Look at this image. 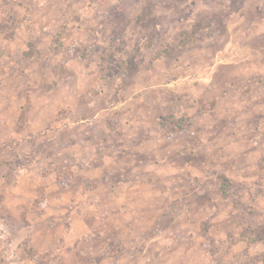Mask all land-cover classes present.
I'll list each match as a JSON object with an SVG mask.
<instances>
[{
	"label": "rangeland",
	"instance_id": "rangeland-1",
	"mask_svg": "<svg viewBox=\"0 0 264 264\" xmlns=\"http://www.w3.org/2000/svg\"><path fill=\"white\" fill-rule=\"evenodd\" d=\"M0 264H264V0H0Z\"/></svg>",
	"mask_w": 264,
	"mask_h": 264
},
{
	"label": "crops",
	"instance_id": "crops-1",
	"mask_svg": "<svg viewBox=\"0 0 264 264\" xmlns=\"http://www.w3.org/2000/svg\"><path fill=\"white\" fill-rule=\"evenodd\" d=\"M129 102L128 101H123L121 102L120 106L123 107L124 105H127ZM126 124V122H124Z\"/></svg>",
	"mask_w": 264,
	"mask_h": 264
}]
</instances>
